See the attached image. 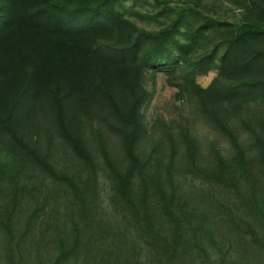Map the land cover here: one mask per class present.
Returning a JSON list of instances; mask_svg holds the SVG:
<instances>
[{
  "label": "rangeland",
  "instance_id": "obj_1",
  "mask_svg": "<svg viewBox=\"0 0 264 264\" xmlns=\"http://www.w3.org/2000/svg\"><path fill=\"white\" fill-rule=\"evenodd\" d=\"M254 1H113L148 31L179 16L175 39L187 44L194 34L192 55L211 52V65L193 76L194 86L162 73L145 79L150 97L134 152L140 172L118 134L94 116L81 121L85 159L43 119L29 136L38 159L0 136V264H264V147L251 136L264 132L262 93L236 100L213 93L219 101L211 104L206 91L223 65L226 38L256 11ZM255 52L264 53V39L250 40L244 57ZM222 129L254 159L251 177L234 187L211 179L218 159L232 161Z\"/></svg>",
  "mask_w": 264,
  "mask_h": 264
},
{
  "label": "trees",
  "instance_id": "obj_2",
  "mask_svg": "<svg viewBox=\"0 0 264 264\" xmlns=\"http://www.w3.org/2000/svg\"><path fill=\"white\" fill-rule=\"evenodd\" d=\"M113 1L0 0V136L31 157L38 159L29 136L35 121L43 119L74 155L85 159L81 121L94 116L118 134L127 160L140 172L134 152L144 132L142 111L150 97L145 79L162 73L168 80L192 86L193 76L211 65V52L192 55L194 34L186 37L187 44L175 39L179 16L148 31L119 14ZM252 5L256 11L226 38L223 65L206 89L211 104L219 101L213 93L236 100L244 91H259L264 100V53L244 57L250 40L264 39V18H258L260 12L264 16V0ZM206 27L208 23L200 29ZM222 130L232 161L225 166L218 159L211 179L234 187L240 176L251 177L247 168L254 159L246 158L235 135ZM251 136L252 145L264 147V132ZM186 143L192 163L193 145Z\"/></svg>",
  "mask_w": 264,
  "mask_h": 264
}]
</instances>
